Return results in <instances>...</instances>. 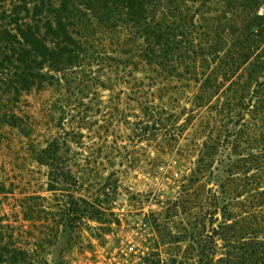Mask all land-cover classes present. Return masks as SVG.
I'll use <instances>...</instances> for the list:
<instances>
[{
	"label": "trees",
	"instance_id": "obj_1",
	"mask_svg": "<svg viewBox=\"0 0 264 264\" xmlns=\"http://www.w3.org/2000/svg\"><path fill=\"white\" fill-rule=\"evenodd\" d=\"M122 57L142 74V134L150 128L166 144L182 137L180 155L192 156L168 202L185 223L174 233L156 225L189 251L165 262L146 253L145 262L264 264V0H0V105ZM61 149L54 139L36 152L53 169L51 187L57 174L72 178ZM1 222L0 264H24L27 251L5 240Z\"/></svg>",
	"mask_w": 264,
	"mask_h": 264
},
{
	"label": "rangeland",
	"instance_id": "obj_2",
	"mask_svg": "<svg viewBox=\"0 0 264 264\" xmlns=\"http://www.w3.org/2000/svg\"><path fill=\"white\" fill-rule=\"evenodd\" d=\"M108 42L99 46L108 50ZM124 60L90 61L0 105L1 226L5 240L9 234L27 251L24 264H147L146 253L158 252L165 262L189 251L187 241L162 240L156 226L174 233L185 223L168 202L190 166L192 156L180 155L187 141L166 144L150 128L142 134V74ZM12 113L20 126L3 122ZM54 139L72 178L59 168L51 187L53 169L35 156ZM94 203L99 211L92 217Z\"/></svg>",
	"mask_w": 264,
	"mask_h": 264
}]
</instances>
